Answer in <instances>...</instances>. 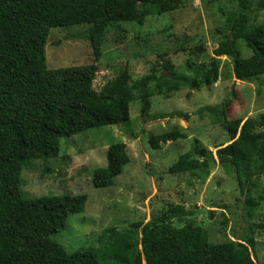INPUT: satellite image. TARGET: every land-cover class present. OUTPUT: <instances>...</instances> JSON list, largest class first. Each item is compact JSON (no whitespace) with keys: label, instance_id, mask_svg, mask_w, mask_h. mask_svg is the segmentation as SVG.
I'll use <instances>...</instances> for the list:
<instances>
[{"label":"trees","instance_id":"trees-1","mask_svg":"<svg viewBox=\"0 0 264 264\" xmlns=\"http://www.w3.org/2000/svg\"><path fill=\"white\" fill-rule=\"evenodd\" d=\"M189 1L0 0V264H257L252 236L212 243L208 232L191 221L174 227L173 220L186 216L180 206H171L146 223L132 224L124 245L68 253L51 237L64 229L68 217L84 212L86 196L24 199L20 195L25 161L56 158L60 140L90 129L130 125L133 101H139L140 116L146 117L153 96L211 86L219 80L222 57L230 60L237 81L264 74V22L253 25L249 17L252 9L264 13V0H210L233 2L235 10L226 18L210 59L186 65L189 75L176 74L167 62L161 66L166 73L153 71L134 80L125 66L97 91L94 63L60 69L46 66L45 46L51 29L85 26L81 37L96 62L109 27L120 23L142 26L147 18L179 10ZM239 42L250 51L249 57H241ZM230 105L225 99L217 109L207 108L218 115L229 139L216 148L215 157L224 172L233 176L252 218L258 203L251 194L264 179V113L245 120L228 119ZM179 139L186 135L174 129L150 135L148 143L158 150L161 144ZM208 154L194 139L168 173L204 182L210 174ZM128 162L124 144L110 145L106 167L94 170L92 187L113 186ZM254 227L263 229L264 223ZM134 234L139 236L140 251L135 249Z\"/></svg>","mask_w":264,"mask_h":264},{"label":"rangeland","instance_id":"rangeland-1","mask_svg":"<svg viewBox=\"0 0 264 264\" xmlns=\"http://www.w3.org/2000/svg\"><path fill=\"white\" fill-rule=\"evenodd\" d=\"M234 10L233 2L190 0L179 10L147 18L142 26L113 25L105 34L96 62L81 37L85 26L54 28L45 46L46 66L60 69L94 63L97 91L125 66L134 80L153 71L166 73L161 66L167 62L176 74L189 75L186 65L210 59L222 38L225 20ZM249 17L250 24L264 22V13L253 9ZM198 47L204 50L198 52ZM238 48L242 58L250 56L240 42ZM225 99L231 101L228 119L245 120L264 113V74L247 82L237 81L232 77L230 60L222 57L219 80L211 86L153 96L146 117L140 116L139 101H133L129 104L130 125L90 129L60 140L56 158L25 161L20 195L24 199L86 196L84 212L68 217L64 229L51 237L68 253L124 245L129 242L125 236L132 224L146 223L169 207L180 206L186 216L173 220L174 227L191 221L208 232L212 243L252 236L253 259L264 264V228L254 227L264 223V179L251 194L258 206L249 218L233 176L224 172L215 157L216 148L229 139L218 115L207 108L217 109ZM174 129L184 133L186 139L161 144L158 150L150 148V135L168 134ZM194 139L210 152V174L201 183L186 174L168 173L178 157L189 151ZM116 143L125 145L128 164L113 186L93 188L94 170L106 167L107 148ZM138 237L134 234L133 243L140 251Z\"/></svg>","mask_w":264,"mask_h":264}]
</instances>
